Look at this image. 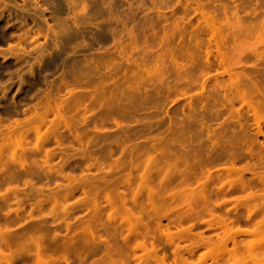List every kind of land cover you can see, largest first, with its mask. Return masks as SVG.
Here are the masks:
<instances>
[{
    "label": "rangeland",
    "instance_id": "obj_1",
    "mask_svg": "<svg viewBox=\"0 0 264 264\" xmlns=\"http://www.w3.org/2000/svg\"><path fill=\"white\" fill-rule=\"evenodd\" d=\"M262 1L0 0V258L10 256L13 264L196 261L206 250L201 238L228 236L206 227L213 219L202 212V194L193 196L202 189L213 215L242 230L231 232L241 252L236 257L247 256L250 264L249 255L264 256V224L255 223L264 216ZM235 6L240 19L260 10L262 17L253 11L244 19L254 27L241 20L247 35L223 25L224 11L234 24ZM213 10L215 28H208L200 14ZM250 192L252 205H263L259 214L243 201ZM181 195L192 198V207L200 199L196 214L190 212L196 220L187 212L190 221H183L182 202H189ZM253 224L261 232L249 233ZM179 231L184 239L194 236L193 245ZM216 248L214 257L222 250ZM230 251L228 243L218 252L230 256L222 264H241Z\"/></svg>",
    "mask_w": 264,
    "mask_h": 264
},
{
    "label": "bare ground",
    "instance_id": "obj_2",
    "mask_svg": "<svg viewBox=\"0 0 264 264\" xmlns=\"http://www.w3.org/2000/svg\"><path fill=\"white\" fill-rule=\"evenodd\" d=\"M247 3H248V2H247ZM261 3H263V9H264V2L262 1ZM261 3H260V4H261ZM198 5H200V4H198ZM198 5H197V6H198ZM258 5H259V4H258ZM201 6H202V5H201ZM246 6L248 7L249 4L246 5ZM246 6L244 7V9L246 8ZM260 6H261V5H259V9H260ZM222 7L225 9L224 6H222ZM235 7H236L237 9H234L235 11H233V14L235 13V14L237 15L236 12H238V11H236V10H238V7H237V6H235ZM242 7H243V6H242ZM223 8H222V10L224 11ZM214 10H215V9H214ZM214 10H213V12H211V14H209V12H208V14H207V13H206L207 11H205V13L202 11L203 13L200 14V15H201V18H202V21L204 22V25H205L206 27H208V28H210V27H212V26H214V25L216 24L215 22H216L217 17L215 16L216 14H215V11H214ZM222 10H221V12H222ZM260 10H261V9H260ZM260 10H258L259 13H260ZM253 11H255V9H254ZM253 11H251L250 16H251V15L254 16V12H253ZM258 11L256 10L255 13H257ZM216 12H217V11H216ZM244 12H245V14L247 13L246 10H244ZM252 12H253V13H252ZM226 13H227V12H226ZM226 13H225V11H224V13L222 12V16H223V17H222V20L225 22V24H223L221 18H220V19L218 18L217 21H219V22H217V23H220V22H221L223 25H226V26H227V29H228L229 27H232V28H233V27H237V28H238V32H237V31L235 32L237 35H239V34H243V33H244L245 35H247L246 33L248 32V27L246 26V28H245L244 26H242L243 24L241 23V20H242L243 22H247V23L249 22V23H250L251 21H250L249 19H247L248 21H247V20L245 21L244 19H246V18H248V17L251 18V17H250V16H247V17L244 18V19H243V18L240 19L239 17H236L235 14H234V15H233V20H234V17H235V20L232 21L234 24L232 23L233 25L230 26V24L228 23V20H229L228 17H229V16L227 15L229 12H228L227 14H226ZM259 13H257L258 15H257V14H256V15L262 17ZM212 14H213V15H212ZM225 14H226V15H225ZM261 14H263V17H264V11H263V12L261 11ZM256 15H255V16H256ZM217 16H218V14H217ZM225 16H226V17H225ZM227 16H228V17H227ZM224 17H225V19H224ZM240 17H241V15H240ZM227 18H228V19H227ZM220 20H221V21H220ZM221 23H220V24H221ZM173 24H174V23H173ZM175 24H177V23H175ZM218 25H219V24H218ZM218 25H217V27H218ZM246 25H247V24H246ZM226 26H225V27H226ZM248 26H249V25H248ZM251 26H252V25H251V23H250L249 28H251ZM259 26L263 28L262 30H264V19H262V21H261V23L259 24ZM174 27H175V25H174ZM243 27H244V28H243ZM252 27H254V26H252ZM208 28H207V29H208ZM214 28H215V26H214ZM240 28H242L243 31L240 32V31H239ZM216 29H218V28H216ZM208 30H209V29H208ZM233 30H234V29H233ZM236 30H237V29H236ZM246 30H247V31H246ZM215 31H217V30H215ZM219 31H220V30H219ZM245 31H246V33H245ZM233 32H234V31H233ZM242 32H243V33H242ZM219 33H220V35H222V34H221V31H220ZM229 34H230V33H229ZM244 34H243V35H244ZM248 34H249V32H248ZM220 35H218V38L222 40V36H223V40H222V41L224 42V40H226V38H227L226 36H227L228 34L225 35L226 38H224V35H222V36H220ZM209 36H210V33H209ZM209 36H208V37H209ZM212 36H213V35H212ZM229 36H230V35H229ZM239 36H240V35H239ZM231 37L233 38V36H230V38H231ZM212 38H213V37H212ZM232 38H231V39H232ZM214 39H215V38H214ZM208 40L210 41V40H211V37H210ZM217 40H218V39H217ZM232 40H235V39L233 38ZM222 41H221V42H222ZM213 42H214V40H213ZM215 43H216V42H215ZM215 43H214V44H215ZM218 43H219V42H218ZM263 97H264V96H263ZM263 106H264V104H263ZM230 167H231V166H230ZM234 167H235V166H234ZM223 169H224V168H223ZM228 169H230V168H228ZM226 170H227V169H226ZM232 170H233V169H231V171H232ZM235 170H236V169H235ZM235 170H234V171H235ZM238 170L240 171L241 169L238 168ZM238 170L236 171L237 173H236V172H234V173H235L236 175L239 176L241 171L238 172ZM242 170H244V169L242 168ZM246 170H247V169H245V171H246ZM231 171H230V173L233 172V171H232V172H231ZM227 172H229V170H227ZM227 172H226V173H227ZM243 172H244V171H243ZM171 173H172V172H171ZM173 173H174V172H173ZM173 173L170 174V177H171V175H172V176H173V175L176 176V175L178 174V173H177V174H176V173L173 174ZM234 173H232V174H234ZM238 173H239V174H238ZM179 174H180V173H179ZM179 174H178V175H179ZM235 174H234V175H235ZM241 174L243 175L242 172H241ZM168 175H169V174H168ZM178 175H177V176H178ZM183 175H184V174H183ZM187 175H188V174H187ZM228 175H229V174H227V176H228ZM242 175L239 176L240 179L243 178V177L241 178ZM181 176H182V175H181ZM184 176H185V175H184ZM188 176H189V175H188ZM188 176H187V178H188ZM192 176H193V178L195 179L194 175H191V177H192ZM225 176H226V175H225ZM227 176H226V177H227ZM229 176H231V175H229ZM229 176H228V177H229ZM168 177H169V176H168ZM179 177H180V176H179ZM218 177H219V176H218ZM173 178H174V177H173ZM181 178H182V177H181ZM187 178L184 179V180L187 181L186 183L189 182L188 180H189L190 177L188 178V180H187ZM231 178H232V177H231ZM236 178H237V177H236ZM239 178H237V179L234 178L235 180H234V179H230V180H228L229 182L227 181V183L232 184L231 186H232L233 188H235L234 186L236 185V187H237V184H239V183L241 182V181H239V183H238L237 180H238ZM259 178H260V177H259ZM182 179H183V178H182ZM182 179H180V181H181ZM209 179H210V177H209ZM209 179L206 180V178H205V182H206V181L210 182ZM228 179H229V178H228ZM240 179H239V180H240ZM260 179H261V178H260ZM171 180H172V179H171ZM191 180H192V179H191ZM233 180L236 181L237 184H236V182H235V184H233V183H234ZM232 181H233V183H232ZM242 181H243V179H242ZM182 182H183V181H182ZM230 182H231V183H230ZM261 182H262V181H261ZM184 183H185V182H184ZM206 183H207V182H206ZM242 183H243V182H242ZM242 183H241V184H242ZM263 183H264V182H263ZM263 183H261V184H263ZM229 184H227L228 186H226V188H227L228 190H229V188H230ZM244 184H246V183L244 182V183L240 186V188L242 187L243 190H244ZM233 185H234V186H233ZM246 185H247V184H246ZM263 186H264V184H263ZM223 187H224V186H223ZM223 187H219L218 190L221 189V188H223ZM228 187H229V188H228ZM242 188H241V189H242ZM245 189H246V188H245ZM205 190H206V189H205V187H204V191H205ZM225 190H226V189H225ZM230 190H231V188H230ZM199 191H200V190H199ZM202 191H203V189H202L199 193H196L197 196H196V194H195V195L193 194V196L198 197V195H199V198L202 196V198H201V199L203 200V203H202V201H201V204H203V205H201L202 212L207 213V214H208V217L210 216V217H212V219H213V221L211 222V224L206 225V227H208V228H210V229H211V228H218V229L222 228V231L225 232V233L228 235L226 238H223V239H222V237H221L220 240L215 239V240H212V241H214V242L217 243L216 246H217V245L219 246V247L217 246L218 250H219V248H220V249H222L223 251L227 249L228 243H231V245H232V250L236 251L237 253L234 252V251H230V253H233V258L236 259V261H237V259H238L240 256H239V257H236V254H237V256H238L239 254H241V252L239 253V251H237L235 238H234V236H231V232H233L234 234H236V232H238V233H242V230H239V229L234 230V229H232V227L229 225V222H228L227 217H224V216H222V215H221V216H222V217H221V216L216 215V214H215V216H214V215H213V214H214V213H213V210H214L215 208H213V207H212L213 209H212V208H209L208 205L210 204V203H209L210 200H208V201L206 200V196L208 197V195H207L208 193H207V192H202ZM219 192H220V191H219ZM200 193H201L202 195H201ZM203 193H204V194H203ZM250 193H251V195H252V194L254 195V193H252V192H250ZM250 193H249V195H250ZM181 194H182V193H181ZM209 194H210V193H209ZM175 195H176L175 193L172 194V196H175ZM177 195H178V194H177ZM182 195H184V194H182ZM182 195L180 196V199H182V198L187 199L186 197H183ZM188 195H189V194H188ZM191 195H192V194H191ZM200 195H201V196H200ZM203 195H206V196L203 197ZM253 195H252V196H253ZM170 197H171V196H170ZM254 197H255V196L251 197V199H253V201H251L250 197H249L248 199H247V197H246V198L243 197V201L246 202V201L248 200L247 202H248V204H250V205L247 204V206H246V207L248 208V211H253L252 209L259 207L258 209H254V211H253V212H257V213L259 214L260 211H262V208H264V206L262 205V206H263V207H262V206H258V205H257V206H256V205H255V206L252 205V204H253L252 202H254V204H256V201H254L256 198L254 199ZM175 198H177V197H175ZM175 198H172V199H173V200H176ZM193 198H194V197H193ZM172 199H171V202H170V203H171V205H172V203H174L175 206H173L172 208H173V210H174L173 212H175L176 209H177V207H176V204H177L176 201H177V200H176V201H173ZM188 199H189V201H188ZM188 199H187L186 201L189 202V203H188L189 207H188V205L186 204V202H185V203H184V201L182 202V204H185L184 206H187L186 208H187L188 210H186V208H184V207L181 205V207H183V208L186 210V212H185L184 210H182V211H184V212H182V213H184L183 216L186 217V218H184L183 221H186V219L189 220L185 214H186L187 212H189V213H187V214H188L189 217H190V212L193 213V212L197 209V208H195V207H197L198 203H200V199H199V201H196V202L193 201L194 204H195V203H197V204L194 205V207H192L193 204L191 205V203H190V202H192V201H191L192 198H191V197H190V198L188 197ZM244 199H246V200H244ZM249 199H250V201H251L250 203H249ZM195 200H196V198H195ZM172 201H173V202H172ZM205 201H206V202H205ZM177 202H178V201H177ZM263 202H264V201H263ZM151 203H152V202H151ZM154 203H155V202L152 203V206H153ZM175 203H176V204H175ZM221 203H222V202H221ZM215 204H216V203H215ZM222 204H223V203H222ZM261 204H263V203L261 202ZM261 204H260V205H261ZM210 205H211V204H210ZM216 205H217V204H216ZM242 205H243V204H242ZM244 205H245V204H244ZM251 205L253 206V208L250 209V206H251ZM156 206H157V205H156ZM156 206L154 205V207H156ZM165 206H166V205H165ZM165 206H161V207H160L162 210L165 209V211H162V212H163V213H164V212H166V213L169 212L168 214H171L170 209H168V208H164V209H163V207H165ZM149 207H151V206H149ZM198 207H199V206H198ZM217 207H219V205H217ZM260 207H262V208L260 209ZM151 208H152V207H151ZM160 208L158 207V209H160ZM194 208H195V210H194ZM152 209H153V208H152ZM152 209H150V210H152ZM158 209L154 208V210H156V213L158 214V212H159V214H160V213L163 214L162 212H160L161 210H158ZM236 209H237V208H236ZM249 209H250V210H249ZM154 210H153V211H154ZM177 210H178V209H177ZM255 210H256V211H255ZM259 210H260V211H259ZM157 211H158V212H157ZM233 211H234V210H233ZM214 212H215V211H214ZM236 212H237V211H235L234 213H236ZM154 213H155V212H154ZM156 213H155V214H156ZM176 213H177V211H176ZM176 213H175V214H176ZM257 213H256V214H257ZM263 213H264V210H263V212L261 213V214H262L261 216L264 215ZM194 214H196V212H194ZM194 214H193V215H194ZM207 214H206V215H207ZM191 215H192V214H191ZM248 215H249V214H247V216H248ZM170 216H171V215H170ZM170 216H169V217H170ZM176 216H177V214H176ZM195 216H196V215H195ZM195 216H194V217H195ZM250 216H251V214H250ZM191 217H193V216H191ZM191 217H190V218H191ZM194 217H193L191 220H196V219H195L196 217H195V218H194ZM248 217H249V216H248ZM170 218H173V217H170ZM261 218H262V217H261ZM198 219H199V218H198ZM248 219H249V218H248ZM263 219H264V216H263ZM263 219H262V220H263ZM262 220H259V223H258L257 221L255 222L256 224H258L257 226H259V225L261 224V225H260V227H261L262 224H264V222H263V223H260ZM189 221H190V220H189ZM189 221H188V222H189ZM203 222H204V221H203ZM209 222H210V221H209ZM206 224H207V223H206ZM253 225H254V224H253ZM253 225H252V228H253L252 230H254V229L256 228V226L254 225V227H253ZM260 227H259V228H260ZM263 227H264V225L262 226V229H263ZM188 230H189V229H188ZM233 230H234V231H233ZM246 230H247V232H248L249 229H246ZM255 230H256L257 232H256V231H250V230H249V233L252 232L253 234H255V233L261 232V231H258L257 228H256ZM167 231H169V230H166V232H167ZM263 231H264V229H263ZM0 232H2V231H0ZM169 232H171V231H169ZM179 232H180L181 234H180V233H178V234L182 235L181 238L184 239L183 235L185 234V231H184L183 234H182L183 231H179ZM190 233H191V231H190ZM221 233H222V232H221ZM171 234H172V235H171ZM171 234L169 235L170 237L173 236V235H175L176 233H173V232H172ZM188 234H189V233H188ZM191 234H192V233H191ZM229 234H230V235H229ZM243 234H244V233H243ZM253 234H252V235H253ZM2 235H3V233H2ZM241 235H242V234H241ZM166 236H167V235H166ZM169 236H168V237H169ZM176 236H177V235H175V237H176ZM178 236H179V235H178ZM178 236H177V237H178ZM187 236H189V235H187ZM199 236H202V235H199ZM216 236H217V235H216ZM216 236H215V237H216ZM244 236H245V234H244ZM248 236H249V235H248ZM250 236H251V235H250ZM0 237H1V235H0ZM5 237H6V236H5ZM185 237H186V235H185ZM193 237H194V236H192V238H191V237H190V238H185L184 240L187 241V239H188V241L191 243V244H190V246H191V245H193V242H192V239H194ZM217 237H218V236H217ZM240 237H242V236H240ZM240 237H238V238H240ZM1 238H3V237H1ZM1 238H0V240H1ZM200 238H201V237H200ZM218 238H219V237H218ZM238 238H237V239H238ZM3 239H4V238H3ZM3 239H2V241H3ZM5 239H6V238H5ZM174 239H177V241L175 240V242H173L174 245H175L178 241H181V242L183 241L182 239H180V237H179V238H174ZM178 239H179V240H178ZM201 239H202V242H203V243L201 242V240H200V241L197 240V241H198L199 243L201 242L202 246L204 247L203 249H206V250H204V252H203L201 255H199V257H198V259H197L196 261L191 260V261L189 262L190 259H189V258H185V259H183L184 256H183L182 258H178V259H179V262H180L181 264H208V263H206L207 260H211V262H210V261H209V262L212 263V264H219V263L222 264V263L224 262V260L222 259V257H224L225 255L227 256L228 260L230 259V256L227 255V254H225V255L222 256V257L219 256V253H218V252H221L222 250L217 252L218 255H217L216 252H215L216 255L213 253L215 256H218V257H214V256H212V251H213V252H214V251H217V250H215L216 246H213V245H215V243L213 244V242L211 241V238H208V239L206 238V239H205L206 241H204V237L201 238ZM213 239H214V238H213ZM190 240H191V241H190ZM209 240H210L211 242H210ZM4 241H5V240H4ZM6 241H7V242H6ZM6 241H5V242L8 244V242H9V241H8V238H7ZM185 241H184V242H185ZM188 241H187V242H188ZM208 241H209V242H208ZM238 241H239V240H238ZM18 242H19V241H18ZM141 242H142V241H141ZM141 242H140V244H139V243H138V244L141 245ZM189 242H188V243H189ZM6 243H5V244H6ZM19 243H20V242H19ZM36 243H37V242H36ZM178 243H179V242H178ZM208 243H212L213 245H212V244L209 245ZM38 244H39V243H38ZM38 244H37V245H38ZM173 244H172V245H173ZM8 245H9V244H8ZM16 245H17V243H16ZM21 245H22V243H21ZM35 245H36V244H35ZM37 245H36V246H37ZM150 245H151V244H150ZM211 245H212V246H211ZM36 246H35V247H36ZM39 246H40V244H39ZM199 246H201V245L199 244ZM210 246H211L212 248H210ZM9 247H10V246H9ZM20 247H21V246H20ZM20 247L17 246L16 248H17V251L20 250V252H21L22 249H21ZM140 247H142V246H140ZM145 247H146V245H144V248H143V249H146ZM153 247H154V246L152 245L151 248H153ZM192 247H193V246H192ZM16 248L14 247V253H15V254H16V252H17V251H15ZM18 248H19V249H18ZM37 248H39V247H37ZM37 248L35 249V250H38V252L36 251V255H37V256L34 255V257H35V258L37 257V259L40 260V259H41V256L43 255V253H42L43 251L41 252V250L39 251V249H37ZM106 248H107V247H106ZM213 248H214V250H213ZM217 248H216V249H217ZM245 249H246V248H245ZM35 250H34V251H35ZM146 250L148 251V249H146ZM152 250H154V248H153ZM177 250H178V249H177ZM187 250H188V251H187V254L189 253V257H191V256H192V253H191L192 251L189 250V249H187ZM229 250H231V248H229ZM247 250H248V248L246 249V251H247ZM0 251H1V250H0ZM155 251H156V250H155ZM189 251H191V252H189ZM1 252H2V251H1ZM1 252H0V254H1L0 257H2V253H1ZM10 252H11V250H10ZM12 252H13V251H12ZM12 252H11L9 255L12 256ZM20 252H17V254L20 253ZM40 252L42 253V255L40 254ZM174 252H175V251H174ZM247 252H248V251H247ZM8 253H9V252H8ZM14 253H13V255H15ZM5 254L8 256L7 253H4V252H3V256H4ZM148 254H149V253H148ZM220 254H222V252H221ZM223 254H224V253H223ZM19 255H21V253L18 254V256H19ZM173 255H174L173 257H175V253H174ZM15 256H16V255H15ZM18 256H17V257H18ZM180 256H181V255H180ZM250 256H251V255H249V258H250V264H251V262H252V263H257V262L259 263V261L262 262L263 259H264V258H263V257H264L263 255H260L261 257L263 256L262 258L259 257L258 255H257L256 257L254 256L255 258L253 257V255H252L253 258L250 257ZM4 257H6V256H4ZM4 257H3V258H4ZM9 257H10V256L6 257V258H8V259H6V260L4 259L5 262H6L7 260L10 259ZM141 257H143V256H141ZM220 257H221V259H222L223 261H222L221 259H219ZM246 257H247V256H246ZM246 257H245V258H246ZM258 257L260 258L259 261H258V259H259ZM35 258H34V260H35ZM67 258H68V257H67ZM67 258H65V259H67ZM139 258H140V257H139ZM139 258H137V260H138ZM245 258H244V257H243V258L240 257V263H241V264H242L243 261H244L243 264H245V262H246V261L244 260ZM251 258H252L253 260H252ZM257 258H258V259H257ZM0 259H2V258H0ZM141 259H142V258H141ZM141 259H140V260H141ZM188 259H189V260H188ZM242 259H243V260H242ZM256 259H257V260H256ZM261 259H262V260H261ZM4 260H3V259L0 260L1 263H2ZM45 260H46V258H45V259L43 258V260H41V261H45ZM219 260H221L222 262H219ZM254 260H255V261H254ZM41 261H38V262L41 263ZM106 261H107V260H106ZM109 261H110L109 264H112V263H113L112 260H108V262H109ZM148 261H149V260H148ZM173 261H174V260H173ZM173 261H172V263H173ZM176 261H177V264H178V260H176ZM236 261H235V262H236ZM241 261H242V262H241ZM256 261H257V262H256ZM7 262H9V263H7ZM7 262H6L7 264H13V259H10V260L7 261ZM146 262H147V261H146ZM155 262H156V261H155ZM164 262H165V258H164V257L160 258V263H161V264H165ZM261 262H260V264H261ZM1 263H0V264H1ZM3 263H4V262H3ZM35 263L37 264V261H36ZM39 263H38V264H39ZM105 263H106V262H104V264H105ZM147 263H149V262H147ZM236 263H237V262H236ZM238 263H239V262H238ZM238 263H237V264H238ZM246 263L249 264L248 261H247ZM41 264H42V263H41ZM43 264H46V261H45V263L43 262ZM68 264H69V263H68ZM106 264H107V263H106ZM122 264H123V263H122ZM174 264H175V263H174ZM262 264H263V262H262Z\"/></svg>",
    "mask_w": 264,
    "mask_h": 264
}]
</instances>
